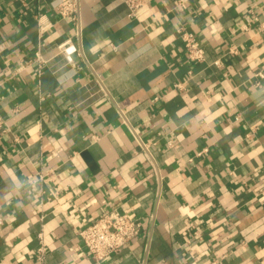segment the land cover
I'll return each mask as SVG.
<instances>
[{
    "label": "crops",
    "instance_id": "obj_1",
    "mask_svg": "<svg viewBox=\"0 0 264 264\" xmlns=\"http://www.w3.org/2000/svg\"><path fill=\"white\" fill-rule=\"evenodd\" d=\"M62 1L0 0V264H264V0ZM115 208L141 230L98 260Z\"/></svg>",
    "mask_w": 264,
    "mask_h": 264
},
{
    "label": "built area",
    "instance_id": "obj_2",
    "mask_svg": "<svg viewBox=\"0 0 264 264\" xmlns=\"http://www.w3.org/2000/svg\"><path fill=\"white\" fill-rule=\"evenodd\" d=\"M147 0H126V3L130 9V16H138L140 10L144 7ZM188 0H178V3H184ZM60 11L64 15L76 16L78 7L75 0H64L59 5ZM44 15L38 17L39 30L41 33L46 31L47 23L43 19ZM258 21L259 31L264 36V19ZM181 30V37L187 52V55L192 62H200L205 59V46L199 36L195 35L191 31ZM66 43L59 45L58 47L63 49ZM238 52L235 46L230 49L231 54ZM218 63L219 61H215ZM258 76H263L264 73L259 71L256 73ZM180 84L178 83L177 86ZM140 218L131 213L124 212L118 209H112L107 211L91 223L83 227L79 234L82 237L89 252L98 260L104 259L118 252L122 247L128 245L130 241L136 238L141 230ZM42 233L40 234V243L37 247V253L40 261H43L46 254V244L42 239Z\"/></svg>",
    "mask_w": 264,
    "mask_h": 264
}]
</instances>
